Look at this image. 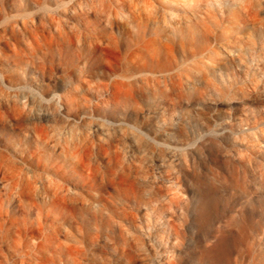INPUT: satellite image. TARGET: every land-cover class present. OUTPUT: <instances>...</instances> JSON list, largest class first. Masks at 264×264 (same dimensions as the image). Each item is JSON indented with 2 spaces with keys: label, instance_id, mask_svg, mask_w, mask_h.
Instances as JSON below:
<instances>
[{
  "label": "rangeland",
  "instance_id": "1",
  "mask_svg": "<svg viewBox=\"0 0 264 264\" xmlns=\"http://www.w3.org/2000/svg\"><path fill=\"white\" fill-rule=\"evenodd\" d=\"M0 156L69 205L3 264H264V0H0Z\"/></svg>",
  "mask_w": 264,
  "mask_h": 264
},
{
  "label": "bare ground",
  "instance_id": "2",
  "mask_svg": "<svg viewBox=\"0 0 264 264\" xmlns=\"http://www.w3.org/2000/svg\"><path fill=\"white\" fill-rule=\"evenodd\" d=\"M46 100L54 102L53 97ZM43 114L48 117L49 111L45 110ZM36 129L41 139L49 135L43 124H38ZM49 176L36 170L30 173L22 166L5 162L0 156V264L8 259L7 254L11 251L6 246L20 256L33 258L47 251H58L55 248L60 244L57 243L56 216L57 212L64 214L69 205L66 194L61 192V184ZM67 250L65 242L63 252L67 253ZM24 259L26 257H21L18 261L23 264ZM262 261L263 258L256 259L253 253L249 255L250 264H262Z\"/></svg>",
  "mask_w": 264,
  "mask_h": 264
}]
</instances>
